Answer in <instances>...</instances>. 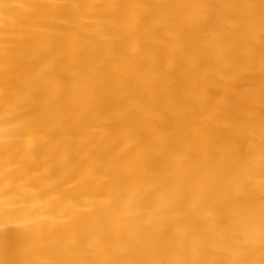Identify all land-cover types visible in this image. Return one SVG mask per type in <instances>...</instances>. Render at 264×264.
Returning <instances> with one entry per match:
<instances>
[{
	"label": "bare ground",
	"instance_id": "6f19581e",
	"mask_svg": "<svg viewBox=\"0 0 264 264\" xmlns=\"http://www.w3.org/2000/svg\"><path fill=\"white\" fill-rule=\"evenodd\" d=\"M0 264H264V0H0Z\"/></svg>",
	"mask_w": 264,
	"mask_h": 264
}]
</instances>
